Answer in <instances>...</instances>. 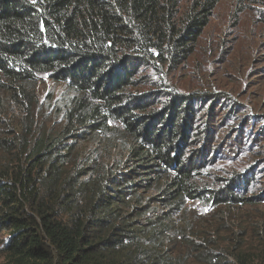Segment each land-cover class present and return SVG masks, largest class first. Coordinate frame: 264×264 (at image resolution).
I'll use <instances>...</instances> for the list:
<instances>
[{
	"label": "trees",
	"instance_id": "1",
	"mask_svg": "<svg viewBox=\"0 0 264 264\" xmlns=\"http://www.w3.org/2000/svg\"><path fill=\"white\" fill-rule=\"evenodd\" d=\"M220 1L180 18L178 0H0V90L47 78L94 107L0 168L1 264H221L188 205L244 203L264 177L261 119L223 94L152 90L150 76L191 56ZM113 131L125 146L110 162L78 150Z\"/></svg>",
	"mask_w": 264,
	"mask_h": 264
},
{
	"label": "rangeland",
	"instance_id": "2",
	"mask_svg": "<svg viewBox=\"0 0 264 264\" xmlns=\"http://www.w3.org/2000/svg\"><path fill=\"white\" fill-rule=\"evenodd\" d=\"M192 1L178 0L180 18L190 10ZM164 72L150 75L152 90L165 85L171 92L183 94H223L241 104L247 114L261 119L257 131L264 133V0H221L191 56L179 64L177 70ZM14 93L0 90V146L6 144L0 148V168L14 165L13 161L19 163L17 151L24 148L25 142L52 140L66 133L70 124L79 121L85 110L91 114L94 108L88 98L47 78H42L24 93ZM161 100L165 102L166 98ZM227 139L221 146L229 152L234 139ZM124 146L123 138L116 131L95 132L78 146V150L85 156L110 162ZM234 167L238 171L245 168L241 161ZM69 170L66 167L65 171ZM228 170V167H221L217 176H230ZM262 178L263 175L255 180L250 191L240 192L242 204L188 205L190 219L199 227L202 236L215 243L214 258L221 264L242 261L257 264L264 260ZM184 225L185 221L181 220L178 227ZM8 239L6 233L0 235V264L5 260Z\"/></svg>",
	"mask_w": 264,
	"mask_h": 264
}]
</instances>
